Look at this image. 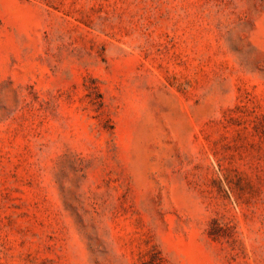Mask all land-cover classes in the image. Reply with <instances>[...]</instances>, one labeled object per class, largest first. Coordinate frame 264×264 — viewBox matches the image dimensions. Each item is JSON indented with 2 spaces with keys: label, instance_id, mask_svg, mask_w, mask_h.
Wrapping results in <instances>:
<instances>
[{
  "label": "rangeland",
  "instance_id": "rangeland-1",
  "mask_svg": "<svg viewBox=\"0 0 264 264\" xmlns=\"http://www.w3.org/2000/svg\"><path fill=\"white\" fill-rule=\"evenodd\" d=\"M0 264H264V0H0Z\"/></svg>",
  "mask_w": 264,
  "mask_h": 264
}]
</instances>
